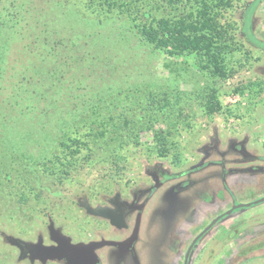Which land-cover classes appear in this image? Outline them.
<instances>
[{
  "label": "rangeland",
  "instance_id": "374dc122",
  "mask_svg": "<svg viewBox=\"0 0 264 264\" xmlns=\"http://www.w3.org/2000/svg\"><path fill=\"white\" fill-rule=\"evenodd\" d=\"M75 1L56 0L64 22L48 42L59 32L76 46L50 69L19 23L28 0H0V264H68L45 253L127 240L138 214L132 246L97 247L100 264H184L212 219L263 197L264 0H230L222 11L240 45L225 79L138 33L142 13L175 14L181 3L134 0L101 16ZM39 6L46 12L47 0ZM52 72L75 96L53 109ZM71 140L75 156L63 147ZM246 208L227 212L186 264H264V200Z\"/></svg>",
  "mask_w": 264,
  "mask_h": 264
},
{
  "label": "trees",
  "instance_id": "16d2710c",
  "mask_svg": "<svg viewBox=\"0 0 264 264\" xmlns=\"http://www.w3.org/2000/svg\"><path fill=\"white\" fill-rule=\"evenodd\" d=\"M40 1L45 3V0H28L26 2L28 6L22 8L23 16L21 17L25 21L19 23L21 28L26 31L28 27V35H33L30 43L32 45L31 52L40 51L37 56H46L48 61L50 59V69L52 66L60 69L61 62L69 61V53H74L76 44L71 37H65L64 34L60 36L59 32H57L56 40L51 41V43L48 42L49 36L55 34L53 31L58 30L59 22H64L63 13L59 12L56 0H47L46 12H48V16H46L45 10L36 12L37 9L34 10V7L37 3L38 9H40ZM79 1L89 13L101 16L113 13L114 9L121 10L124 8L129 11V6L134 3L132 2L134 0ZM191 1H194V7L187 10L186 4ZM72 3L76 4V1L72 0ZM167 3L171 6L174 3H181L184 6L180 12L172 14L170 11L165 16L151 17L150 13H142V17L145 19L141 24L136 25L138 33L154 48L160 49L168 55H196L201 70H206L212 77L227 78L231 74L227 63L228 53L233 48L240 46L233 43L232 24L221 22L222 11L227 10L226 8L230 6V0H167ZM62 31L65 32V29ZM70 31L69 29L68 32ZM52 76L53 80L51 82L49 80L48 102L51 103L53 109L56 107L54 103H58L57 101L60 100L62 103L63 100L65 102V95L68 100L75 96L70 82L62 85V81L59 82L53 72L49 74L50 78ZM217 103V101L211 102L208 109L210 111L218 109ZM72 143L78 146L70 150ZM79 144V141L71 140L68 143H63V147L74 153L71 156H75L80 148ZM160 153L163 156L162 152ZM253 203L254 201L250 202L248 206ZM236 205L229 212L237 208ZM248 206L245 205V207Z\"/></svg>",
  "mask_w": 264,
  "mask_h": 264
},
{
  "label": "water",
  "instance_id": "95a60500",
  "mask_svg": "<svg viewBox=\"0 0 264 264\" xmlns=\"http://www.w3.org/2000/svg\"><path fill=\"white\" fill-rule=\"evenodd\" d=\"M264 200V196L254 201V203ZM248 206L250 202L241 203L236 206ZM143 205L137 207L138 210L142 208ZM231 210V209H229ZM229 210L227 212H229ZM226 212V213H227ZM139 223V214L136 219V224L132 233V236L124 241H113V240H102V241H91L86 244H76L71 245L62 242L57 248L48 250L45 254L51 258H63L68 264H97L99 258L95 253V248L100 247L101 245H116L120 249H126L132 246L133 242L137 238V229ZM191 247L187 250L184 264H186L187 256Z\"/></svg>",
  "mask_w": 264,
  "mask_h": 264
},
{
  "label": "crops",
  "instance_id": "0c3cea01",
  "mask_svg": "<svg viewBox=\"0 0 264 264\" xmlns=\"http://www.w3.org/2000/svg\"><path fill=\"white\" fill-rule=\"evenodd\" d=\"M231 185L232 186H236L237 184H235V182H233V183H231ZM230 186V185H229ZM258 194H263V196H264V191L262 192V193H258ZM247 197H250V196H248V195H246V196H244V197H242V198H240V199H244V198H247ZM250 200V199H249ZM249 200H243V201H239L240 203H247V202H251V200L249 201ZM252 207V205L251 206H248L246 209H249V208H251ZM233 208V206L230 208V209H232ZM230 213V212H229ZM242 213H244V212H241V214ZM232 214V213H231ZM231 214H227L226 213V211L225 212H222L221 214H219V215H217L214 219H212L211 221H210V223H209V225H208V230H207V232L208 233H211L210 231L213 229L212 227L213 226H215V224L219 221V222H221L220 220L221 219H223V220H226V218H227V216H230ZM224 217V218H223ZM222 220V221H223ZM239 232H243V231H239ZM206 234V233H205ZM215 235V234H214ZM213 239V238H212ZM208 242V241H207ZM252 246V245H251ZM247 247H249V246H246L245 247V249L247 248ZM188 249V248H187ZM186 253H187V250L185 251ZM97 255V254H96ZM187 258H188V256H187ZM101 259V258H100ZM100 259H99V262H100ZM184 261H185V258H184ZM184 261H183V263H184ZM97 263V264H100V263ZM187 262V261H186Z\"/></svg>",
  "mask_w": 264,
  "mask_h": 264
},
{
  "label": "flooded vegetation",
  "instance_id": "af4514ba",
  "mask_svg": "<svg viewBox=\"0 0 264 264\" xmlns=\"http://www.w3.org/2000/svg\"><path fill=\"white\" fill-rule=\"evenodd\" d=\"M210 223V222H209ZM209 223L205 226V227H203L202 228V230H200L193 238H192V240H191V242H190V244H189V246H188V249H189V247H194L196 244H197V242L201 239V238H203L202 236L203 235H205V233L207 232V230H208V225H209ZM190 248V249H191ZM95 253L97 254V256H98V258L100 259V256H99V254H98V252H96V248H95ZM62 261H64L63 259H62ZM100 262H101V259H100ZM99 262V263H100Z\"/></svg>",
  "mask_w": 264,
  "mask_h": 264
}]
</instances>
